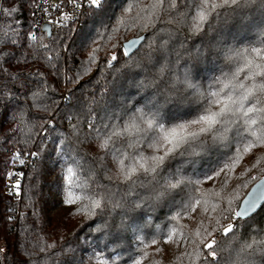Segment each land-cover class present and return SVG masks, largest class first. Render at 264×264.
I'll list each match as a JSON object with an SVG mask.
<instances>
[{"label":"snow or ice","instance_id":"snow-or-ice-1","mask_svg":"<svg viewBox=\"0 0 264 264\" xmlns=\"http://www.w3.org/2000/svg\"><path fill=\"white\" fill-rule=\"evenodd\" d=\"M105 4H28L33 15L42 13L48 25L61 30L72 31L70 24L89 15L102 29L97 31L94 24L83 32L80 51L90 48L87 62L97 65L98 75L114 70L103 77L111 86H104L102 102L91 92L89 101L65 110L49 77L55 73L59 80L62 61L63 82H80V74L72 75L69 67L75 53L66 44L68 37L35 23L25 30L17 15L23 0L20 6L0 2V15L6 18L0 24V121L15 125L0 144L19 145L10 150L6 164L30 167L34 183L41 164L50 161L60 203L92 220L90 231L82 241L76 236L75 245L53 238L38 248L35 264H142L144 248L161 242L183 244L188 264H264V221L249 215L255 201L241 205L204 187L226 169L235 171L245 154H253L257 167L264 160V0H118L114 8ZM134 9L136 15L130 16ZM126 16L133 25L146 20L138 25L145 34L137 38L136 54L127 53L130 45L113 44L98 59L105 46H94L97 38L107 43L119 31L105 23V17L122 25ZM233 28L247 29L254 38L244 44L230 35ZM37 30L47 36L37 35ZM209 59L219 61V74L205 83L195 70ZM30 64L38 65L35 73L20 70ZM120 85L134 89L144 102L114 95ZM173 107L190 109V115L169 118ZM206 163L212 166L204 171ZM258 170L264 174V167ZM23 175L6 173L8 179ZM21 187L15 179L9 195L20 196ZM77 188L84 194L76 195ZM30 206L34 209L35 202ZM161 218L163 228L154 223ZM192 219L195 230L180 223ZM35 226L33 220V231ZM146 229H151L150 244ZM218 235L230 237L231 243L225 247ZM84 246L91 247L87 258L78 254Z\"/></svg>","mask_w":264,"mask_h":264},{"label":"trees","instance_id":"trees-1","mask_svg":"<svg viewBox=\"0 0 264 264\" xmlns=\"http://www.w3.org/2000/svg\"><path fill=\"white\" fill-rule=\"evenodd\" d=\"M4 3L5 7L15 3L20 6L21 0H0ZM30 0H23L22 11L18 13L21 25L26 30L29 25L33 24L31 13L32 9L28 7ZM118 0H106L105 7L112 4L114 8ZM151 0H145V3H150ZM138 9H134L130 16H135ZM100 15H110V12ZM119 16L120 13L117 12ZM143 15V14H141ZM130 16H126V24L117 25L115 20L108 21L105 17V23L111 24L112 27H118L119 31L112 34L111 41L107 42L104 38H97L99 44L94 45L99 47L100 44H104L105 48L100 52L98 59H103L105 51L111 49L113 44L123 45L126 41L142 36L145 33L138 30V25L146 23V20H139L136 25L131 23ZM6 22V18L0 15V24ZM69 23V22H68ZM94 24L97 27V31H102L99 27L96 18L91 15L87 17H81L78 24H70L72 31L68 28L63 30L58 27H52L51 31L53 35H59L61 37H68L66 44L71 45V52L75 53V59L69 62V67L73 69L72 75L80 74L79 84H67L63 82V62L61 61V74L59 80L55 73L49 77V82L56 90L55 95L58 98V103L65 110L70 108L74 109L79 107L84 102L90 100L89 93L95 92L96 99L102 102L104 93V86H111L110 81L103 79L109 73L114 72L113 69H105L102 75L97 74V65L92 64L89 66L87 57L90 51L88 46L81 49V35L83 32L91 29ZM37 35L47 36V33H41L37 31ZM230 35L236 39L244 40L243 43L247 44L248 39L254 38L252 33L247 29L233 28L230 30ZM140 47V46H139ZM137 50L132 54H136ZM102 69L104 65L100 66ZM38 65L30 64L29 67H21V71L27 73L29 71L35 73ZM45 68L47 66L45 65ZM195 74L197 79L207 82L214 75L219 74V61L209 59L202 64L197 65ZM95 77V78H93ZM2 83V82H0ZM126 94L135 102L143 103L142 97L135 95L134 89H128L125 85H120L114 90V95ZM190 109H169V118H175L179 116L187 117L190 115ZM3 123V127L0 128V139H3L4 135L8 132L9 127H15L14 124L9 125L7 121H0ZM13 147H19L12 142L8 144H0V251L2 264H35V259L40 256L38 248L42 247L45 243H51L53 238L58 239L61 243H69L75 245L76 236L83 240L84 236L90 231L89 224L92 220L82 218L81 215L73 214L75 209H67L64 212L56 211V207L60 202L55 200V193L58 191L57 185L53 180L55 173L53 172V165L50 161H44L40 166V174L36 176L33 183V175L30 167H24L16 163L15 166L8 163L11 156V149ZM254 154L259 156L260 153L254 150ZM214 159V158H213ZM212 166L211 163L204 164V171H207ZM22 167L24 169V175L20 180L21 183V195L19 198L10 196L6 189V185L9 179L6 177L7 172H11L14 168ZM258 167H264V160ZM253 160V154H245L242 161L236 166L235 171L229 172L227 169L218 178L213 181H206L204 187L213 188L216 191L222 192L225 196H231L234 198L235 203L240 204L245 197L249 189L264 176L258 170ZM199 167L197 172H199ZM255 177V179H253ZM223 185V187H222ZM35 192V195H33ZM76 195L84 194L81 189L75 190ZM35 202V208L30 206V202ZM33 212L38 214L39 219L33 215ZM252 216L256 221H264V205ZM33 220H36L35 230L33 231ZM155 224H161L163 228V218L156 220ZM182 224H187L189 229L195 230L196 220H182ZM166 231V229H165ZM151 229H146L145 240L146 243L151 242ZM217 240L223 241L225 247L231 243L230 237H223L218 235ZM99 247L102 248L103 244L100 243ZM143 247V245L141 246ZM118 252H121L124 256H127V252L123 249L117 248ZM144 251L147 253L143 259L142 264H188L187 257L183 256L184 245L181 244L177 247L176 244H164L163 242L155 245L145 247ZM31 254V258H30ZM78 254L85 256L91 254V247L84 246L78 249ZM117 264H120L117 261Z\"/></svg>","mask_w":264,"mask_h":264},{"label":"water","instance_id":"water-1","mask_svg":"<svg viewBox=\"0 0 264 264\" xmlns=\"http://www.w3.org/2000/svg\"><path fill=\"white\" fill-rule=\"evenodd\" d=\"M47 26L50 28L47 24L43 25V27ZM42 27V28H43ZM138 38V37H137ZM137 38H132L128 41H126L123 45H130L126 47V51L129 55H132L140 46V42ZM135 41V42H133ZM264 180V176L260 178L247 192L245 197L241 201V205H243L247 200L251 199L255 201V207L252 208L249 212V215L252 216L255 214L262 205H264V188L260 187L261 181ZM0 264H2L1 260V254H0Z\"/></svg>","mask_w":264,"mask_h":264},{"label":"built area","instance_id":"built-area-1","mask_svg":"<svg viewBox=\"0 0 264 264\" xmlns=\"http://www.w3.org/2000/svg\"><path fill=\"white\" fill-rule=\"evenodd\" d=\"M37 2H39V0H37ZM31 18H32L33 23H35L36 25H38L40 29H42L43 25L47 24V20H48V17L44 16L42 13H40L38 11L35 12V15H33V10H32V13H31ZM65 23L67 24L68 21H65ZM76 24H78V23H76ZM48 26L50 27V29L52 27H57L55 24H51V25H48ZM37 31H39V30H37ZM17 171H20V172H23L24 173V169L22 167L14 168L11 172L14 174ZM22 177L23 176L16 177L14 179H9V181H8V183L6 185L7 191L9 192L11 190V185L13 183H15V179H19V181H20L22 179ZM15 198H19V196H15Z\"/></svg>","mask_w":264,"mask_h":264},{"label":"rangeland","instance_id":"rangeland-1","mask_svg":"<svg viewBox=\"0 0 264 264\" xmlns=\"http://www.w3.org/2000/svg\"><path fill=\"white\" fill-rule=\"evenodd\" d=\"M54 197H55V200H57L58 202H60V199L57 196V192L55 193V196ZM67 209H69V208L67 206L61 204V203H59L58 206L56 207V211L61 212V213L64 212V211H66Z\"/></svg>","mask_w":264,"mask_h":264}]
</instances>
